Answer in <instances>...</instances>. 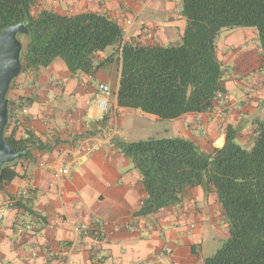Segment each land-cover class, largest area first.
<instances>
[{
	"label": "crops",
	"instance_id": "0c3cea01",
	"mask_svg": "<svg viewBox=\"0 0 264 264\" xmlns=\"http://www.w3.org/2000/svg\"><path fill=\"white\" fill-rule=\"evenodd\" d=\"M41 4L60 15L105 16L118 23L125 42L140 46L176 45L185 28L180 0H42ZM126 20L132 22L129 27L123 24ZM243 30L218 35L215 42L223 70L220 87L231 109L218 102L209 111L184 114L168 121L163 138L182 137L208 152L223 145L230 126L237 131V143L249 147L256 123L264 124V69L255 30ZM111 54L107 48L90 57L93 69L88 75L71 74L55 59L47 68L27 70L11 84L7 98L30 99L27 114L20 112L18 117L21 121L26 117L28 130L46 146L33 151V161L18 163V178L0 188V264H203L218 250V240L222 244L227 238L214 194L201 188L186 190L177 206L136 216L145 198L141 178L115 141L137 142L125 138L124 113L151 118L153 124L162 121L118 108L113 96L106 113L96 109L97 85L108 84L112 91L118 87L119 55L109 61ZM246 91L253 97L244 102ZM114 121L119 134L109 144L82 159L69 176H54L52 166L61 147H73L85 136L103 137ZM19 136L21 129L16 132ZM24 191L32 215L6 210L9 197ZM96 220L104 222L105 243L95 246L91 236L74 237V224ZM19 225L29 229L18 233Z\"/></svg>",
	"mask_w": 264,
	"mask_h": 264
},
{
	"label": "trees",
	"instance_id": "16d2710c",
	"mask_svg": "<svg viewBox=\"0 0 264 264\" xmlns=\"http://www.w3.org/2000/svg\"><path fill=\"white\" fill-rule=\"evenodd\" d=\"M180 7L185 28L179 43L166 47L125 42L118 23L97 13L34 12L36 0H0V33L17 24L28 29L27 37L18 36L24 39L20 74L60 59L71 74L88 75L90 57L111 48L108 60L119 55L120 61L116 106L170 121L210 110L216 94L223 93V70L215 56L221 31L255 30L264 69V0H180ZM30 103L8 98L4 140L22 157L2 166L0 188L18 178V163L33 161V151L46 146L28 130L26 117H18ZM18 129L21 137H16ZM253 134L244 147L227 126L223 145L208 152L182 137L115 141L141 178L145 198L136 216L177 206L186 190L201 188L214 194L227 227V238L203 264H264V124L256 123ZM26 204L28 199L19 196L12 207L32 215Z\"/></svg>",
	"mask_w": 264,
	"mask_h": 264
},
{
	"label": "built area",
	"instance_id": "2783aa9c",
	"mask_svg": "<svg viewBox=\"0 0 264 264\" xmlns=\"http://www.w3.org/2000/svg\"><path fill=\"white\" fill-rule=\"evenodd\" d=\"M116 1V0H110ZM176 2L177 0H172ZM125 27H129L132 22L130 20H126L124 23ZM97 92L98 97L96 99V109L104 114L107 112L110 106V97L113 96L114 100H116V91H112L108 84H99L97 85ZM253 94L250 91H246L242 101L246 102L251 100ZM216 103L220 102L226 105V109H231L229 105H227V101L225 95L221 92L216 94ZM209 111V110H208ZM22 115L27 114V110L23 109L21 111ZM119 134V130L117 127V123L114 121L112 124L109 132L103 137H91L85 136L80 138L76 145L73 147H61L58 150L56 155L55 162L52 166V172L54 176L58 179L67 177L71 174L74 168L80 163L82 159H86L92 156L94 153L98 152L103 146L109 144L117 135ZM30 191V189H29ZM27 196V192L24 191L21 197ZM18 196H14L12 200H8L6 203V210L11 211L13 210V203H15ZM1 217V216H0ZM104 222L101 220H96L91 224H83L78 223L72 226V231L74 237H81V236H91L92 242L94 245H98L99 243H105V238L103 235ZM28 225H19L17 226V232L22 233L23 230H28ZM166 255L171 254L170 249H166L164 251Z\"/></svg>",
	"mask_w": 264,
	"mask_h": 264
},
{
	"label": "water",
	"instance_id": "95a60500",
	"mask_svg": "<svg viewBox=\"0 0 264 264\" xmlns=\"http://www.w3.org/2000/svg\"><path fill=\"white\" fill-rule=\"evenodd\" d=\"M20 35L25 37L29 35L27 27L23 24L9 26L0 33V170L3 165L22 157V154L15 153L4 140L8 122L7 93L10 83L21 72L22 43L18 38Z\"/></svg>",
	"mask_w": 264,
	"mask_h": 264
},
{
	"label": "rangeland",
	"instance_id": "374dc122",
	"mask_svg": "<svg viewBox=\"0 0 264 264\" xmlns=\"http://www.w3.org/2000/svg\"><path fill=\"white\" fill-rule=\"evenodd\" d=\"M42 0H36V10L34 9V12L45 8L44 4H41ZM49 7V5H47ZM245 31L243 29H233V30H223L218 35H224L226 33H230L235 31L234 33L237 35L238 31ZM20 40L23 42V38H20ZM150 120H144L142 116L139 114H135V112L132 113H124V125H122V128L124 131H126L127 136L125 137L129 141H140V140H147L149 138H163L164 137V129L166 125H168V121H162L161 124H153L151 118ZM146 121H149V124L146 123ZM118 125V124H117ZM143 125V126H142ZM220 238V237H219ZM221 240L219 239V247H221ZM225 240V239H223ZM216 251L214 250L209 255H213ZM208 255V256H209Z\"/></svg>",
	"mask_w": 264,
	"mask_h": 264
}]
</instances>
